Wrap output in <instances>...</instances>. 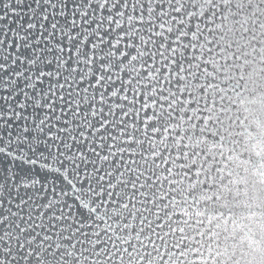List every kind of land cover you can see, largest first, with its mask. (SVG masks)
Listing matches in <instances>:
<instances>
[{"label":"water","instance_id":"water-1","mask_svg":"<svg viewBox=\"0 0 264 264\" xmlns=\"http://www.w3.org/2000/svg\"><path fill=\"white\" fill-rule=\"evenodd\" d=\"M148 11L132 107L67 264H264V0Z\"/></svg>","mask_w":264,"mask_h":264},{"label":"snow or ice","instance_id":"snow-or-ice-1","mask_svg":"<svg viewBox=\"0 0 264 264\" xmlns=\"http://www.w3.org/2000/svg\"><path fill=\"white\" fill-rule=\"evenodd\" d=\"M148 6L0 0V264H67L132 107Z\"/></svg>","mask_w":264,"mask_h":264}]
</instances>
